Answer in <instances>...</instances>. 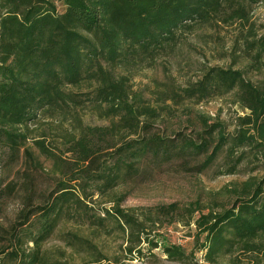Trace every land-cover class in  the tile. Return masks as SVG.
I'll list each match as a JSON object with an SVG mask.
<instances>
[{"label": "trees", "instance_id": "1", "mask_svg": "<svg viewBox=\"0 0 264 264\" xmlns=\"http://www.w3.org/2000/svg\"><path fill=\"white\" fill-rule=\"evenodd\" d=\"M57 1L61 12L50 0H0V159L18 157L26 139L24 131L39 119L69 114L77 125L66 150L72 159L66 179L58 180L44 203L23 217L16 243H31L32 247L27 253L21 251L22 255L14 251L7 255L21 259L18 264H61L46 262L39 254L40 244L59 221L87 217L81 199L87 198V188L103 195L126 179L141 177L140 164L177 161L186 167L190 159L202 158L197 170L201 173L223 154L226 174H235L247 160L264 166V79L254 84L236 70H206L200 81L180 89L179 97L200 101L234 92L247 113L237 118L232 134L218 132L214 138L220 126L204 125L194 138L179 133L172 139L125 136L114 147L107 142V129L81 126L72 115L76 109L101 108L111 118L119 117L113 126L122 123L129 137L139 128H148L149 123L140 125L138 119L153 118V114L144 106L137 108L139 101L136 96L131 98L125 79L113 78L110 71L173 48L193 26L224 19L227 11L239 21L244 5L264 0ZM249 45L255 50L253 63H261L264 38ZM86 82L90 89L83 91ZM171 91L173 97L178 94ZM35 146L46 154L41 143ZM109 151L107 162L100 163L99 156ZM93 165L98 168L92 169ZM32 215L35 223L26 226ZM104 220H111L122 232L129 229L131 236L145 232L135 217L118 206L104 211L97 224L102 227ZM194 225L195 249L186 254L178 246L164 245L161 251L168 260L191 264L189 259L200 253L204 263L215 264L239 252L240 258L231 260L232 264H264V242H256L264 239V177H248L234 190L227 207L200 215ZM69 238L70 243L84 242L75 235Z\"/></svg>", "mask_w": 264, "mask_h": 264}, {"label": "rangeland", "instance_id": "2", "mask_svg": "<svg viewBox=\"0 0 264 264\" xmlns=\"http://www.w3.org/2000/svg\"><path fill=\"white\" fill-rule=\"evenodd\" d=\"M50 1L62 11L57 0ZM241 11L243 17L239 21L227 11L224 19L193 26L179 37L173 48L110 71L113 78L125 79L131 98L136 96L139 101L136 107L144 106L153 114V118L140 116L138 119L140 125L149 123L148 128H139L136 135L129 137L122 123L113 126L114 122H120L119 117L111 118L101 108L76 109L72 115L81 126L107 129V142L114 147L119 146L125 136L126 139L154 135L172 139L179 133L194 138L205 129L204 125L220 126L213 133L214 138L218 132L232 134L237 118L247 113L237 103L234 92L200 101L179 97L180 89L200 81L211 68L239 71L254 84L264 79V57L261 63L254 64L255 50L249 45L264 38V3H248ZM88 89L90 85L86 82L83 91ZM171 90L178 94L173 97ZM76 126L69 114L39 119L24 131L26 139L18 157L0 159V189L3 191L0 264H18L21 259L15 261L7 255L12 251L22 255L21 251L27 253L32 247L31 243H16L23 217L44 203L58 180L66 179L64 174L72 162L66 150ZM36 142L43 145L46 154L37 149ZM112 151L100 155L99 162H107ZM202 160L190 159L186 167L177 161L159 166L140 164L144 169L141 177L126 179L103 195L87 188V198H81L87 217H66L59 221L52 235L40 244V256L48 263L61 264H177L163 255L162 246L175 245L186 254L192 252L197 232L194 221L200 215L210 211L217 213L227 207L234 190L248 177H264L261 162L247 160L232 175L226 174L225 155H218L209 168L199 173ZM98 165H93L92 169H97ZM116 206L135 217L145 232H134L131 236L129 229L122 232L111 220H104L100 227L97 218ZM35 219L32 215L26 226L33 225ZM70 235L84 242L70 243ZM201 242L202 239L198 241ZM256 242H264V239ZM201 256L195 253L190 263L206 264ZM236 258H240L239 252L215 264H232L231 260Z\"/></svg>", "mask_w": 264, "mask_h": 264}]
</instances>
